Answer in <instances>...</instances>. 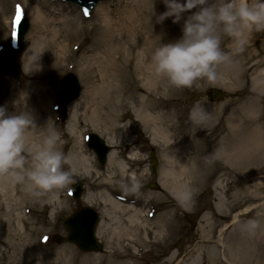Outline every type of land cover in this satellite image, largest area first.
Segmentation results:
<instances>
[{"label": "rangeland", "instance_id": "obj_1", "mask_svg": "<svg viewBox=\"0 0 264 264\" xmlns=\"http://www.w3.org/2000/svg\"><path fill=\"white\" fill-rule=\"evenodd\" d=\"M125 2L127 0L99 2L106 5L104 6L111 15L112 27L116 26L119 29L121 20L126 18ZM28 4L39 5L45 19L48 20L45 28L34 26ZM97 5L90 15L85 17L77 6L65 2L0 0V105L13 111L14 94L29 83L27 71L20 62V55L26 51L33 33L39 38L36 47L42 50L45 49L42 47L43 42L49 41L53 36L52 29L57 31L55 43L58 41L64 43L65 33H62V30L69 31L77 25L81 26L77 38L68 43L63 53L67 58L62 59L60 64L51 70L46 82L39 83L40 86L50 89L52 98L55 99L54 123L60 125L66 133L71 129L73 123L70 114L71 104H82L86 91H90L92 85L97 87L103 83L98 78L94 63L95 68L89 75V80L82 75L85 71L82 69L84 61L93 57L102 35L103 23L100 13L97 12ZM18 8L29 21V30L24 36L21 49L16 51L11 45V28L12 19ZM63 17L71 23H67V27L59 23V19ZM220 39V47L226 59L217 66L218 79L214 83L199 80L191 87L177 88L173 98L176 105L171 109V111L175 109L176 117L171 118L170 122L167 119L163 126L166 128L168 124L178 125L179 128L171 131L178 130L174 137L177 145L191 135L195 142L191 151L196 154L193 169L198 160L200 162L202 153L209 156L208 166L197 167L189 178L178 174V179L186 180L184 183L188 184V187L185 188L191 198L180 200L161 186L160 172L166 163L162 156L163 147L152 144L149 136L134 122L135 116L132 112L127 111L122 123L129 121L132 123L128 136L136 141L133 147L136 148L139 161H131L133 168L128 172L129 176L126 179L113 183L111 199L116 204L133 205L141 210L139 223L130 224L129 221H125L127 215L113 205L96 203L90 207L98 212L99 220L102 221L101 234L97 233L96 227V236L102 245V251L83 252L68 242L63 220L75 209L89 206L81 199L83 193L90 187L89 179L72 174L74 181L80 180L85 183L84 191L76 201L70 196V185L62 188L59 194L65 199V207L63 210L56 209L53 217L50 216L51 207H40L35 217L33 216L37 225L42 227L40 234H32L31 230L27 231L28 226L26 228L14 219L5 228L1 214L6 211V206L2 204L0 264H109L110 261L112 264H122V261L114 259L108 253L119 248L124 250L125 247H130L133 252L138 253L132 260L125 259L128 264H196L200 255L208 258V252L213 248L219 253L216 263L205 261L203 264H264V147L244 156L236 166L216 159V152L222 141L226 143L225 138L230 137L231 132L228 131L233 126L229 121L234 120L235 114L241 113L243 119L247 120L245 123L241 120L246 132L259 127L261 135L264 136V86L254 87L255 76L264 73V31L249 35L242 48L238 47L236 40L227 34L221 33ZM75 47L77 48L74 49ZM96 57L105 60L101 55ZM50 58V55L46 56V59ZM67 72H73L77 76L81 84V94L70 104L67 119L62 122L57 111L60 102L58 82ZM210 88L223 91L225 96L219 101H212L209 95ZM133 89L132 95L142 94V90L136 85ZM40 97L47 96L42 93ZM246 105L249 107L248 114L243 112ZM202 107L208 108V113L202 114ZM115 108L107 101L104 111L114 114L117 111ZM81 114L76 121L77 126L82 124V121L85 123L84 113ZM79 128L87 130L81 137L84 154L93 158L95 167L103 169L106 161L104 164L97 161L95 153L87 147L85 137L89 133H94L106 142V135L88 130L84 126ZM65 138L68 141L67 135ZM150 148H154L158 162L156 173H153L150 164ZM67 151L68 145L62 151L65 157ZM125 155L126 153L122 154ZM64 169L70 171L66 162ZM133 181L140 184L135 191L130 190ZM150 183L156 184L157 188H151ZM146 199L148 200L145 203ZM104 209L112 213L111 218L102 217ZM169 215L173 221L171 220L167 228L161 231L162 234L158 235L160 230L158 222ZM141 224L145 225L147 230L139 227ZM122 225L129 227L130 233L127 234H133L132 237L118 233L119 226ZM52 236H57L56 242L51 240ZM66 252L70 253L68 258ZM172 253L176 257L169 259Z\"/></svg>", "mask_w": 264, "mask_h": 264}, {"label": "bare ground", "instance_id": "obj_2", "mask_svg": "<svg viewBox=\"0 0 264 264\" xmlns=\"http://www.w3.org/2000/svg\"><path fill=\"white\" fill-rule=\"evenodd\" d=\"M125 3L124 11L127 15L126 18L121 20L119 29L116 26L112 27L110 23L111 15L105 7L106 5L104 3L97 5V12L100 13L103 23L102 35L99 38L100 44L97 46L98 48L96 47L93 57L84 61L82 69L85 71L82 75L86 80H89V75L96 67L98 78L103 83L97 87L92 85V89L86 91L85 98L82 104H78L79 106L71 104L70 114L73 123L67 133L53 121L55 99L52 98L51 90L43 85L41 87L39 83L46 80L51 70L59 65L62 59L67 58L64 57L63 53L67 49L68 43L77 38V32L81 29V26L77 25L69 31L62 30V33H65L63 36L64 43L59 41L55 43L57 31L52 29L51 34L53 36L49 41L43 42L42 47H45V49L42 48V50L36 47L39 43L38 36L34 33L30 36L31 39H29L26 51L20 55V62L27 71L29 83L25 84L20 91H16L14 100L20 93L28 94V110L33 115L37 126L30 129L26 134L27 148L30 150L34 146H39L46 132L51 130L57 139V148L60 151H63L65 146L68 145L66 163L69 165L71 173L82 175L90 181V187L81 197L83 202L89 206H94L96 203L98 205H113V207L121 209L127 215L125 221L135 224L139 223L141 210L133 205L116 204L111 199L113 183L117 180L126 179L129 176L128 172L133 168L131 161H139V157L135 152L136 148L133 147L136 141L128 136L132 123L130 121L122 123L127 111H131L135 116L134 122L140 127L141 131L143 130L149 136L150 142L163 147L162 156L166 163L160 172V184L174 197L180 198V200L191 198L186 190L188 184L184 183L186 180L178 179V174L180 176L186 175V178H189L197 167L202 166V168H205L208 166L209 156L202 153L200 162L198 160L193 169L196 154L191 151L195 146L191 135L187 137V140L177 145L174 137L178 130L171 131L178 125L168 124L169 126L166 128L163 127L167 119L170 122L171 118L176 117L175 109L172 111L171 109L176 105L173 98L177 87L171 85L167 79L154 74L152 54L155 48L160 46V42L167 43L182 35L183 20L178 24H174L171 18H168L163 23H157L156 16L166 10L161 0H127ZM28 11L31 13L34 26L37 25L41 29L45 28L44 26L48 20L45 19L39 5L31 6L28 4ZM59 20L63 27H67L66 24L70 23L66 17ZM47 55L51 56L49 60L46 59ZM97 55L103 56L105 60L98 59ZM135 85L142 90V94L132 95ZM256 86H264V73L255 76L254 87ZM42 93L47 97H40ZM107 101L116 107L117 111L114 114L104 111ZM208 111L209 109H206V107L201 108L202 114L208 113ZM81 112L84 113L85 123L82 121V124L77 126L76 121L82 115ZM243 112L248 114V105L243 108ZM241 120H244L243 123L247 121L243 119L241 113H238L235 114L234 120L229 121L230 125L233 126L228 131L231 132L230 137L225 138L226 143L222 141L221 147L216 152V159L230 166H236L244 156L251 155L255 152V149L260 150L264 147V136L261 135L260 128L255 127L246 132L247 130L243 127ZM80 126L106 135V144L112 146L107 154L103 169L95 167L93 158L84 154L85 150H83L81 137L87 130H81ZM66 135L68 141L65 138ZM228 141H230L229 144ZM123 153H126V155L122 156ZM20 174L18 170L0 174V207L2 204L6 206V211L1 214L5 223L4 227L7 228L6 225H9L10 221L14 219L18 224L25 225L26 228L28 226L27 231L31 230L32 234H40L42 233L41 226L37 225L38 223L33 220V216L35 217L40 207L49 206L51 207L50 216L53 217L56 209H64L65 199L59 194L61 189L48 192L32 189L27 181L18 179ZM147 200H145V203ZM107 209L102 211L104 219L111 218L112 213ZM171 220L173 221V218H170V215L168 218H164L163 221L162 219L160 222L157 220L160 225L158 235L162 234L161 231L167 228L168 223L172 222ZM100 222L97 226L98 234H101L103 229ZM29 226L32 227L29 228ZM139 227L147 230L143 224ZM65 232L67 233L66 229ZM118 233L128 235L127 233H130L129 227L119 226ZM129 235L133 236V234ZM68 254L70 253L66 252V258H68ZM108 254L113 256L114 259L122 261V264H128L125 259L132 260L138 253L133 252L130 247H125L124 250L119 248ZM208 254V258L200 255V259L196 264H203L205 261L216 263L219 253L213 248ZM222 256L224 255L222 254ZM175 257L176 255L172 253L169 259ZM109 264H112V262L110 261Z\"/></svg>", "mask_w": 264, "mask_h": 264}, {"label": "clouds", "instance_id": "obj_3", "mask_svg": "<svg viewBox=\"0 0 264 264\" xmlns=\"http://www.w3.org/2000/svg\"><path fill=\"white\" fill-rule=\"evenodd\" d=\"M161 2L166 10L156 16V22L171 18L178 24L183 20L182 35L167 43L160 42L152 54V68L155 75L177 88L191 87L199 80L214 83L218 79L217 66L226 59L220 47L221 33L233 37L242 48L249 35L264 31V0ZM13 109L9 111L0 105V174L18 170L19 180L27 181L29 187L41 192L72 184L73 175L64 169L66 157L57 148V139L51 130L39 146L30 150L26 146V134L37 127L28 110L27 93H20L13 101ZM139 187L133 181L130 190Z\"/></svg>", "mask_w": 264, "mask_h": 264}, {"label": "water", "instance_id": "obj_4", "mask_svg": "<svg viewBox=\"0 0 264 264\" xmlns=\"http://www.w3.org/2000/svg\"><path fill=\"white\" fill-rule=\"evenodd\" d=\"M72 3L81 5L87 11H91L93 6L100 0H67ZM29 23L26 19H21L16 28V47L19 49L24 37V34L28 30ZM80 87L75 75L69 73L62 77L60 80V94L62 98L60 115L64 119L66 117V106L67 104L78 97ZM212 99L217 100L221 97L222 92L217 90H212ZM88 146L92 148L99 161L102 163L105 159V154L109 148L105 145L103 140H101L95 134L90 135ZM151 162L153 169L155 170L157 165V160L153 155H151ZM82 183L76 185L75 196L78 197L81 189ZM151 187L156 188L155 184H151ZM97 221L96 213L89 208H82L77 210L72 214L71 217L65 220L64 226L68 232L67 240L74 243L83 251H99L101 250L100 245L94 236V227Z\"/></svg>", "mask_w": 264, "mask_h": 264}, {"label": "snow or ice", "instance_id": "obj_5", "mask_svg": "<svg viewBox=\"0 0 264 264\" xmlns=\"http://www.w3.org/2000/svg\"><path fill=\"white\" fill-rule=\"evenodd\" d=\"M17 12L20 13V12H22V10L18 8V9H17ZM19 18H20L19 15H17L16 20L18 21Z\"/></svg>", "mask_w": 264, "mask_h": 264}]
</instances>
